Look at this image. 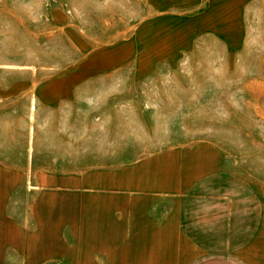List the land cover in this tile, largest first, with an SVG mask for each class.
Listing matches in <instances>:
<instances>
[{
    "label": "crops",
    "instance_id": "0c3cea01",
    "mask_svg": "<svg viewBox=\"0 0 264 264\" xmlns=\"http://www.w3.org/2000/svg\"><path fill=\"white\" fill-rule=\"evenodd\" d=\"M253 1L148 0L131 34L95 47L72 34L75 60L10 75L0 100L31 94L51 109L73 104L89 81L117 69L141 81L159 63L174 65L197 34L223 40L231 56ZM15 176L0 164V264H264V196L208 146H173L117 168L40 171L34 231L4 215Z\"/></svg>",
    "mask_w": 264,
    "mask_h": 264
},
{
    "label": "rangeland",
    "instance_id": "374dc122",
    "mask_svg": "<svg viewBox=\"0 0 264 264\" xmlns=\"http://www.w3.org/2000/svg\"><path fill=\"white\" fill-rule=\"evenodd\" d=\"M147 1L0 0V82L68 65L79 52L72 34L92 47L119 41ZM53 12L70 26H54ZM243 20L231 56L223 40L197 34L174 65L159 63L141 81L117 69L89 81L73 104L51 109L31 94L0 100V164L19 173L5 201L7 219L36 229L40 171L117 168L173 146L210 147L264 196V0L251 2Z\"/></svg>",
    "mask_w": 264,
    "mask_h": 264
}]
</instances>
